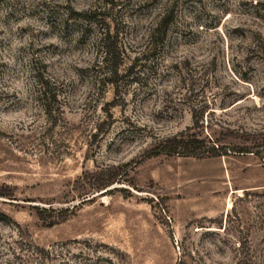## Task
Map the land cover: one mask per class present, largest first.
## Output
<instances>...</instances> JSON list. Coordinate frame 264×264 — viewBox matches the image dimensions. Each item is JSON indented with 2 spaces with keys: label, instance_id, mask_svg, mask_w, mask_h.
<instances>
[{
  "label": "rangeland",
  "instance_id": "374dc122",
  "mask_svg": "<svg viewBox=\"0 0 264 264\" xmlns=\"http://www.w3.org/2000/svg\"><path fill=\"white\" fill-rule=\"evenodd\" d=\"M111 1L117 93L78 14L99 0L0 1V264H264V0ZM187 128L232 151L147 158Z\"/></svg>",
  "mask_w": 264,
  "mask_h": 264
},
{
  "label": "trees",
  "instance_id": "16d2710c",
  "mask_svg": "<svg viewBox=\"0 0 264 264\" xmlns=\"http://www.w3.org/2000/svg\"><path fill=\"white\" fill-rule=\"evenodd\" d=\"M1 1V0H0ZM100 7H97V3L90 5L84 11L78 13L84 20H82L88 26L98 27L100 33L97 40L99 41V53H100V65L105 69L104 77L107 82L113 87L115 93H117V79L122 77L119 72L120 49L117 46V32L109 31L107 25V16L105 10H111L114 6L111 0H99ZM170 6V5H169ZM264 12V4L259 3ZM171 11L165 7L160 14L155 29H159L164 32L171 23ZM134 68V64L130 63L129 66L123 71V77L129 76ZM35 85H37L38 95L43 102L41 106L45 114H49L48 103L46 102L45 95L49 93V81L42 77L40 74H34ZM112 104H109V106ZM192 126L197 124V118L192 116ZM193 128H187L184 131L177 132L175 134L160 137L155 139L153 145L146 150L147 158L156 156L165 157H193L198 158L201 156L217 158L227 156L232 150L227 145L215 144L210 138L209 134L201 137L200 135L191 131ZM237 152L240 153H252L250 149L241 147ZM121 165L120 167H125ZM119 166H105L97 169L92 173H82L80 178H77V186L70 189L69 192H76L77 197L86 198L87 195L93 191L105 189L113 183L121 181ZM39 219L45 220L48 216L52 218L55 215H61L62 211H56L52 208H38L33 207ZM51 224L47 225L50 226Z\"/></svg>",
  "mask_w": 264,
  "mask_h": 264
}]
</instances>
